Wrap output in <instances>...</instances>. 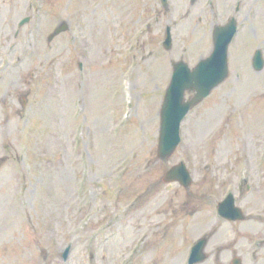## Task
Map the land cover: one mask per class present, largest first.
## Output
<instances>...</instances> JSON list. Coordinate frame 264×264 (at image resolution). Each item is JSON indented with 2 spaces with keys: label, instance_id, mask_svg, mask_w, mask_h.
Returning a JSON list of instances; mask_svg holds the SVG:
<instances>
[{
  "label": "rangeland",
  "instance_id": "rangeland-1",
  "mask_svg": "<svg viewBox=\"0 0 264 264\" xmlns=\"http://www.w3.org/2000/svg\"><path fill=\"white\" fill-rule=\"evenodd\" d=\"M39 1L42 45L65 19L78 39L69 43L70 28L42 51L45 63L0 72V264H186L202 235L264 230L215 210L229 189L246 193L239 183L249 175L263 188L243 208L264 210V67L252 66L255 50L264 53V0ZM231 16L239 28L228 78L188 114L162 160L172 61L193 67L209 55L214 26ZM180 161L194 178L187 189L163 181Z\"/></svg>",
  "mask_w": 264,
  "mask_h": 264
},
{
  "label": "water",
  "instance_id": "water-1",
  "mask_svg": "<svg viewBox=\"0 0 264 264\" xmlns=\"http://www.w3.org/2000/svg\"><path fill=\"white\" fill-rule=\"evenodd\" d=\"M60 27L57 32L64 30ZM236 32V20L233 18L226 25L217 26L214 30V49L212 53L194 67L183 60L173 64L174 70L169 87L167 88L161 109V130L159 142V156L169 157L176 149L180 141V123L190 108L210 93L212 88L221 83L228 73V47ZM172 39L170 27L167 30V38L164 46L170 48ZM254 66L257 70L262 69L264 60L260 50L254 57ZM186 90H195L194 97L185 100ZM165 181L178 180L185 186L191 182V175L185 162L172 166L164 176ZM222 205V206H221ZM220 205L222 214L229 218H242L240 212L235 211L232 195ZM204 240L195 244L192 256L195 261L201 260Z\"/></svg>",
  "mask_w": 264,
  "mask_h": 264
},
{
  "label": "flooded vegetation",
  "instance_id": "flooded-vegetation-1",
  "mask_svg": "<svg viewBox=\"0 0 264 264\" xmlns=\"http://www.w3.org/2000/svg\"><path fill=\"white\" fill-rule=\"evenodd\" d=\"M31 8L32 0H0V70L4 71L1 66L5 63L24 67L30 62ZM33 51L38 61H42L41 47H33ZM248 192V203L254 207L255 189H248ZM262 212L264 210L250 213L248 219L253 222L257 219L264 225ZM218 235L221 237L213 238L214 241L207 240V245L212 246L210 254H207V260L212 259L211 264H264V231L223 232Z\"/></svg>",
  "mask_w": 264,
  "mask_h": 264
}]
</instances>
